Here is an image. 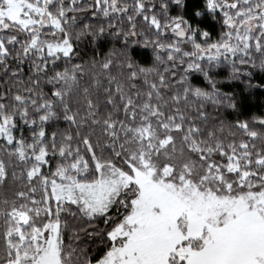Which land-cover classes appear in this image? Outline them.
Wrapping results in <instances>:
<instances>
[{
    "label": "snow or ice",
    "instance_id": "6c2138e0",
    "mask_svg": "<svg viewBox=\"0 0 264 264\" xmlns=\"http://www.w3.org/2000/svg\"><path fill=\"white\" fill-rule=\"evenodd\" d=\"M258 89L264 0H0V264H264Z\"/></svg>",
    "mask_w": 264,
    "mask_h": 264
},
{
    "label": "trees",
    "instance_id": "16d2710c",
    "mask_svg": "<svg viewBox=\"0 0 264 264\" xmlns=\"http://www.w3.org/2000/svg\"><path fill=\"white\" fill-rule=\"evenodd\" d=\"M239 87H243V85H240ZM249 101L251 112L257 114L264 112V90H256L254 94L249 97Z\"/></svg>",
    "mask_w": 264,
    "mask_h": 264
}]
</instances>
